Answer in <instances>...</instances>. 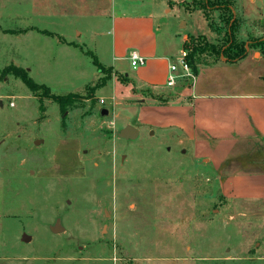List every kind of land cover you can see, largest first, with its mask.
Here are the masks:
<instances>
[{
    "label": "rangeland",
    "instance_id": "rangeland-1",
    "mask_svg": "<svg viewBox=\"0 0 264 264\" xmlns=\"http://www.w3.org/2000/svg\"><path fill=\"white\" fill-rule=\"evenodd\" d=\"M109 9L110 0H0V264H264V203L226 201L206 163L144 121L147 105L118 100L113 75L93 91L106 78L91 54L109 60ZM156 24L161 44L170 36L186 54L182 36L225 38L182 6ZM238 31L239 41L258 36ZM18 72L51 96H77L62 113ZM129 125L136 140L120 137ZM57 220L61 234L50 230Z\"/></svg>",
    "mask_w": 264,
    "mask_h": 264
},
{
    "label": "crops",
    "instance_id": "crops-1",
    "mask_svg": "<svg viewBox=\"0 0 264 264\" xmlns=\"http://www.w3.org/2000/svg\"><path fill=\"white\" fill-rule=\"evenodd\" d=\"M192 1L110 0L109 27L100 34L110 39L106 42L109 60L100 61L99 53L94 56L106 69L131 79L128 86L116 85L118 100L147 105L144 121L160 133L174 134L179 145L206 163L226 201L264 203V55L257 48H248L255 39L241 37L248 52L240 61H201L192 86L183 88L179 98L168 105L133 91L150 88L172 92L179 87L180 83L175 89L166 85L170 65L181 49L173 51L170 36L161 44L156 22L161 13ZM235 1L238 30L264 40V0ZM251 29L254 32H247ZM189 37L182 36L183 43ZM100 48L94 47L96 52ZM132 51L146 58L145 67L131 68L128 57Z\"/></svg>",
    "mask_w": 264,
    "mask_h": 264
},
{
    "label": "trees",
    "instance_id": "trees-1",
    "mask_svg": "<svg viewBox=\"0 0 264 264\" xmlns=\"http://www.w3.org/2000/svg\"><path fill=\"white\" fill-rule=\"evenodd\" d=\"M233 0H193L192 3H182L181 6L188 12L193 13L195 11H201L209 23L211 29L217 31L219 34H224V42L221 45L209 43L204 36H190L187 42L184 43V48L188 51L186 56V62L191 68L193 75L196 77L198 75V65L201 62L202 56L213 57L215 61H220L221 59L228 62H236L244 59L247 56L248 48H257L264 55V40L255 39L250 41L248 48L246 47V42L239 41L237 39L236 33L239 27V22L235 18L233 6ZM216 9V10H215ZM219 14L220 25L214 24L212 21V11ZM90 55V52L88 53ZM95 65L101 70L102 73L106 75V78L98 84L94 89L102 88L105 83L112 79V75L117 79L122 85L128 86L132 84V81L125 74L114 73L112 69H106L103 67L97 58L93 55ZM18 77L23 81V83L38 97L42 99H49L50 97L55 100L62 113H65L69 103L76 98L77 95L70 94L66 97L63 96H51L50 90L44 86H38L30 79L26 73L18 72ZM4 74H7L6 71ZM179 87L172 92L155 91L150 88L144 89L140 94L148 99H153L160 105H168L171 102L177 100L180 96L181 90L185 87H191L193 80L182 79ZM42 91V93H41Z\"/></svg>",
    "mask_w": 264,
    "mask_h": 264
},
{
    "label": "built area",
    "instance_id": "built-area-1",
    "mask_svg": "<svg viewBox=\"0 0 264 264\" xmlns=\"http://www.w3.org/2000/svg\"><path fill=\"white\" fill-rule=\"evenodd\" d=\"M186 55V52L182 51L177 62L170 65V75L167 80L168 88H174L180 78L188 77L194 81L195 76L186 62ZM128 59L133 70H138L139 68L145 67L147 64L146 58L142 57L137 51H132ZM101 104H104V100H101Z\"/></svg>",
    "mask_w": 264,
    "mask_h": 264
},
{
    "label": "water",
    "instance_id": "water-1",
    "mask_svg": "<svg viewBox=\"0 0 264 264\" xmlns=\"http://www.w3.org/2000/svg\"><path fill=\"white\" fill-rule=\"evenodd\" d=\"M0 106H2V103L0 102ZM102 116H107L108 111L102 110L101 112ZM140 131L138 128L134 127L133 125H129L126 128H124L121 133L120 137L125 140H136L139 137ZM51 232L54 234H61L65 231V229L62 226L61 220H57L54 226L50 228ZM29 237L25 236L23 240H28Z\"/></svg>",
    "mask_w": 264,
    "mask_h": 264
}]
</instances>
